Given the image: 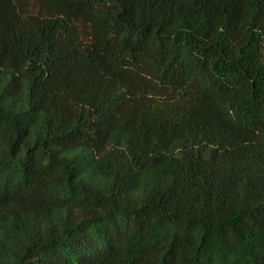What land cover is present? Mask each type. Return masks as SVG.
Returning <instances> with one entry per match:
<instances>
[{"label":"trees","instance_id":"trees-1","mask_svg":"<svg viewBox=\"0 0 264 264\" xmlns=\"http://www.w3.org/2000/svg\"><path fill=\"white\" fill-rule=\"evenodd\" d=\"M0 264H264V0H0Z\"/></svg>","mask_w":264,"mask_h":264}]
</instances>
